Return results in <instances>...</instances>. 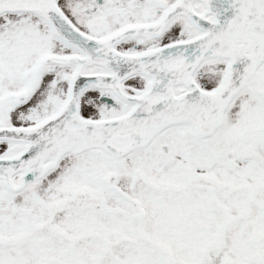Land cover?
Instances as JSON below:
<instances>
[{
    "label": "snow or ice",
    "instance_id": "obj_1",
    "mask_svg": "<svg viewBox=\"0 0 264 264\" xmlns=\"http://www.w3.org/2000/svg\"><path fill=\"white\" fill-rule=\"evenodd\" d=\"M0 264H264V0H0Z\"/></svg>",
    "mask_w": 264,
    "mask_h": 264
}]
</instances>
